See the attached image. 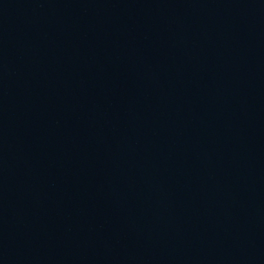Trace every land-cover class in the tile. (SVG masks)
<instances>
[{
	"label": "water",
	"instance_id": "obj_1",
	"mask_svg": "<svg viewBox=\"0 0 264 264\" xmlns=\"http://www.w3.org/2000/svg\"><path fill=\"white\" fill-rule=\"evenodd\" d=\"M0 264H264V0H0Z\"/></svg>",
	"mask_w": 264,
	"mask_h": 264
}]
</instances>
